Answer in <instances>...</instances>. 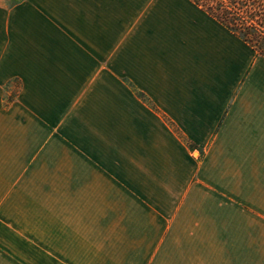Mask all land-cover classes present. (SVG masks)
Segmentation results:
<instances>
[{"label": "crops", "instance_id": "crops-1", "mask_svg": "<svg viewBox=\"0 0 264 264\" xmlns=\"http://www.w3.org/2000/svg\"><path fill=\"white\" fill-rule=\"evenodd\" d=\"M112 60L123 78L118 172L172 174L168 187L177 173L206 181L230 206L214 243L194 244L187 231L180 255L169 233L159 247L122 241L89 249L41 243L39 230L35 243L5 247L0 264H48V253L54 264H264V56L190 0H0V229H9L15 189L29 185L32 171L54 164L60 168L51 171L88 173L96 157H116L88 117L86 142L74 135L71 168H63V129L47 138L46 104L4 108L3 86L19 77L30 93H94L101 78L106 86ZM87 108L93 112L91 101ZM162 116L200 152L194 165ZM182 187L197 196V185Z\"/></svg>", "mask_w": 264, "mask_h": 264}, {"label": "rangeland", "instance_id": "rangeland-1", "mask_svg": "<svg viewBox=\"0 0 264 264\" xmlns=\"http://www.w3.org/2000/svg\"><path fill=\"white\" fill-rule=\"evenodd\" d=\"M117 70V62L112 60V74L105 78L106 86L103 87L101 78L100 83L96 81L94 93L50 90L30 93L24 90L19 77L12 78L3 86L1 104L4 108L7 101L31 100L46 104V112L50 116L47 119V138H53L59 126L63 129V168H71L66 166L69 160L66 155L73 152L77 144L74 135L79 136L80 143L86 142L88 117L93 118L96 132L106 134L109 144L114 148L111 153L116 157L111 156L106 163H102L103 157H96L94 172L78 174L51 171L60 168L54 164L48 165L46 172L32 171L29 185L20 189L19 194L15 189L14 200L10 202L12 223L8 222L9 229L6 226L0 229V261L7 259L5 247L17 249L25 243L33 244L39 230H44L46 235L40 239L41 243L84 245L89 249L100 244L119 245L122 241L159 247L169 233L174 234L171 239H174L175 249L180 255L186 249L188 238L184 234L187 231L195 235L191 238L196 242L194 244L214 243L218 219L230 213V206L220 205L215 189L204 187L206 181L201 179V183H198V177L192 173H177L174 176L178 180L171 182V187H168L172 174L133 173L125 176L118 172L120 104L124 97L120 93V79L123 78L118 76ZM49 87L52 89V86L47 89ZM90 101L94 105L93 112L87 108ZM75 115L77 123L69 119ZM162 119L190 149L192 165L193 160L198 162L202 157L198 149L184 138L169 119L163 116ZM69 120L73 124H68ZM77 128L78 131L74 133ZM185 180L190 185H197L194 189L196 197H189L191 187H182ZM88 255L95 258L97 253ZM47 258L48 264H54L55 256L52 253H48ZM69 261V258H64V264H70Z\"/></svg>", "mask_w": 264, "mask_h": 264}, {"label": "trees", "instance_id": "trees-1", "mask_svg": "<svg viewBox=\"0 0 264 264\" xmlns=\"http://www.w3.org/2000/svg\"><path fill=\"white\" fill-rule=\"evenodd\" d=\"M264 56V0H190Z\"/></svg>", "mask_w": 264, "mask_h": 264}]
</instances>
